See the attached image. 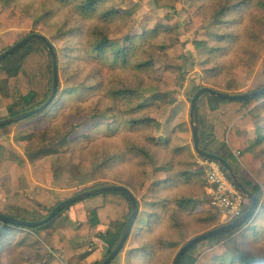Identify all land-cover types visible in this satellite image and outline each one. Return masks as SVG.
Here are the masks:
<instances>
[{
    "label": "rangeland",
    "instance_id": "obj_1",
    "mask_svg": "<svg viewBox=\"0 0 264 264\" xmlns=\"http://www.w3.org/2000/svg\"><path fill=\"white\" fill-rule=\"evenodd\" d=\"M0 2L23 9L33 18H42L33 30L46 35L56 46L61 81L57 99L49 110L0 128V200L6 214L38 220L59 200L85 189L111 184L127 186L140 202V214L129 240L111 264H174L177 252L189 239L229 222L222 216L213 219L206 208L205 203L210 201L205 190L206 173L198 162L201 156L186 148L190 145H184L190 123V97L197 85L237 93L264 86V0H107L104 8L115 7L126 13L112 20L100 19V15L85 19L55 0ZM151 10L156 17L174 20L147 23L148 30L158 27V35L147 43L141 39L136 42L138 55L132 64L117 66L102 77L95 73L93 65L85 63L86 41L91 32L101 28L116 46L129 45L126 37L145 32L140 23ZM194 20L200 25L189 33L185 25ZM61 27L65 31L71 28L72 32L62 38L57 34ZM30 32L13 29L1 33L0 53ZM21 53L14 56L13 63H17ZM167 57H181L183 91L175 103L160 107L153 95L163 89L160 79ZM137 60H148L150 64L135 68ZM73 83L82 88L66 93ZM118 87L136 89L139 94L115 100L109 91ZM6 89L0 81V117L8 115ZM184 99L188 103L185 102V109L181 103ZM139 103H144L145 108L134 110ZM105 113L116 119L104 118ZM141 115L156 121L147 126H131L128 121ZM48 127L59 131L56 140L66 134L70 140L63 152L29 161L27 151L36 149L34 140L27 147L22 141ZM252 135L248 138L251 152L264 160V140L257 141L255 131ZM205 140L210 149L219 148L208 138ZM135 145L146 146L152 157L139 155L132 148ZM14 147L20 148L18 151L29 165L22 163L20 157L13 158ZM238 152L233 151L239 157ZM14 160L17 164H10ZM47 163H51L53 171L51 184L46 180ZM234 165L242 172L241 161ZM188 170L190 177L179 175ZM243 173L250 176L246 170ZM170 178H176L175 182L159 185L150 200L144 199L145 181ZM183 199L191 200L182 203ZM102 203V196L88 197L63 210L52 225L37 231L12 228L0 248V264L101 262L108 246L99 235L118 231L117 222L91 227L85 237H72L57 226L66 222L74 229H84L93 208ZM248 225L251 228L242 245L237 234L243 228L220 239L218 246L225 247L227 255L219 264H230L232 258L242 254L250 259L264 257V212L260 209ZM62 243L68 244L67 250ZM212 244L200 243L195 254L206 252Z\"/></svg>",
    "mask_w": 264,
    "mask_h": 264
},
{
    "label": "trees",
    "instance_id": "obj_2",
    "mask_svg": "<svg viewBox=\"0 0 264 264\" xmlns=\"http://www.w3.org/2000/svg\"><path fill=\"white\" fill-rule=\"evenodd\" d=\"M55 1L61 5H64L65 7H71L75 13L81 15L85 19L90 18L92 15H100V19L112 20L113 17L118 14H126L122 11H119L115 7L104 8L107 0ZM228 8L229 6L225 7V10H227ZM40 19L42 18H33L29 16L28 13L23 9L11 8L7 3L0 2V34L13 29H28L31 30L30 33L35 32L33 29L38 25ZM151 20H155L157 21V23H168L173 21L174 19L156 17L155 12L152 10L145 13L140 23L141 28L144 29L145 32L143 31V33H137L136 35H128L126 39L127 41H130L129 45L122 44L116 46L107 35V33L102 31L101 28H96V30L94 32H91V34H89V36L87 37V57L84 58L85 63L88 66L93 65L95 68V73L98 75H102V77H106L105 75L107 74V71H110L117 66H127L129 64H132V59L137 57L138 55L137 52L139 47L137 43L139 42V39L147 43L158 35V27L149 30L146 29L147 23ZM199 25V21L194 20L186 24L185 28L190 33L194 31ZM69 32H72L71 28L68 31H65L64 27H61L57 34L58 36L64 38V36H66V34ZM95 35L96 37H94ZM92 37L94 38L92 39ZM18 41H16L15 43H17ZM70 49L71 45H69L68 47V50ZM19 53H21V56L17 60V63H13L14 56ZM67 56L68 51L65 55L66 59ZM149 64L150 61L148 60L134 61L135 68L147 67ZM181 74V57H167L163 74L160 79L163 89L158 93H154L153 95L160 107L165 106L168 103H175L177 101L179 95L183 91V86L180 79ZM0 81L2 82V85H6L8 89H6L7 92L4 93V101L7 107L8 115L0 117V120L40 107L48 100L53 89V57L48 49L47 44L42 40L33 39L19 48L17 51L0 61ZM202 87L203 86L201 85H197L193 93L195 94L196 91ZM60 88L61 81L59 80L58 93L60 91ZM81 88L82 86L80 84L73 83V85L66 90V93H76ZM137 94H139L138 90L129 87L111 88L109 91V95L115 100L122 98L125 99L130 97L131 95ZM57 96L53 103L44 112H46L53 106L57 99ZM193 96L190 97V101L192 100ZM262 100H264V95L244 100H228L205 93L198 100V118L196 120V123L199 128L200 145L202 146V148L224 157L230 162L232 166H234L235 172L240 175L245 187L259 197L261 201V210L264 212V160H262L260 156H252L249 149L239 141V138L247 135L248 128H262V125L264 124V116L253 114L250 111V109L255 104ZM141 107L145 108V104L139 103V105L135 107L134 110H139V108ZM102 116L104 118L116 119V116L110 117L106 113L102 114ZM155 121L156 119L151 116L141 115L139 117L131 118L128 122L131 126H147ZM109 128L114 130L113 125H109ZM228 131H230V135L227 138L226 135ZM58 134V130L48 127L37 131L31 136L26 137V139L22 141L23 145L25 147H27L28 145L31 146L30 140H34V144L36 147L34 151H30V149H28L27 156L29 158V161L36 162L52 154L63 152V146L67 144L70 139L68 137V134H66L56 140ZM208 137L210 139L212 138V141H224L223 146L218 150L210 149L209 146L205 144V139ZM262 139L264 140V135H262L261 140ZM226 146H229V149H227ZM132 148L136 150L139 155L147 157V159L152 157L150 150L146 146L135 145L132 146ZM177 149L182 150L183 147H177ZM234 150L241 151L239 157L235 156V154L233 153ZM239 161H241L247 167V169L252 173L253 177H245L240 173L239 169H237L234 165ZM224 170L227 172L225 168ZM179 175L188 178L191 175V170L182 172ZM46 180L50 184L53 182V171L51 169V163H47L46 165ZM164 180L165 179H159V182L148 180L145 181L142 185V188L145 191L144 199L150 200L152 198L153 192L157 187H159V185H166L171 182H175L176 178H170L168 180L166 179L167 181ZM92 188H96V186L89 189ZM93 196H102L103 203L93 208L89 223L86 224L84 229H74L70 227L66 222L59 224L57 228L60 230H66L67 234L72 237H85L89 235V230L91 227L98 226L100 224L108 225L112 221L117 222V224L119 225L118 231H108L105 234L99 235L100 239H102L108 246V253L105 257L106 259L121 239L125 225L132 214L133 208L130 199L121 191H104ZM190 200L191 199H183L181 201H183L182 203H189ZM62 201L63 200H59L58 202H56L55 205L50 207L49 212L46 215L39 217L40 219L38 218V220H41L48 216L49 213ZM80 201H77L76 203H79ZM250 203L251 201L248 198V202L246 204L244 212L249 209ZM74 204H71L70 206ZM138 204L140 206L139 200ZM205 205L206 208L212 212L213 219H220L221 211L219 208L213 206L211 203H205ZM70 206L66 207L64 210L68 209ZM3 207V201L0 200L1 213H5L3 211ZM59 215H57L48 223L37 227L14 225L0 219V248L4 243L3 241L7 240L6 237L12 233V228H28L33 231H37L38 228L52 225L53 221ZM10 216L20 219H26L18 215ZM250 220H252V218L246 220L243 223H240L234 229L223 232L219 235H215L195 244L183 255L180 264H219V262L223 260V258L227 255V249L225 247L218 246V242H220V239H224L229 234L233 233V231H235L236 229L243 228L237 234V240L242 245L243 238L246 235V232L251 228L250 225H248ZM204 241L212 242V247L206 252L196 255L194 251L196 250L197 246ZM62 248L67 250L68 244L62 243ZM104 260L94 263L84 261L80 264H101ZM230 264H264V257H252L250 259L242 254L240 255V258H232Z\"/></svg>",
    "mask_w": 264,
    "mask_h": 264
},
{
    "label": "water",
    "instance_id": "obj_3",
    "mask_svg": "<svg viewBox=\"0 0 264 264\" xmlns=\"http://www.w3.org/2000/svg\"><path fill=\"white\" fill-rule=\"evenodd\" d=\"M33 39H39V40L44 41L47 44L48 49H49V51L53 57V89H52L51 95L48 98V100L45 103H43L40 107L34 108L32 110H29V111H26L23 113H20L18 115H14V116H10V117L1 119L0 120V128L4 127L6 125L17 123V122L22 121L24 119H27L31 116H34V115H37V114L44 112L53 103V101L55 100V98L58 94V90H59V57H58V53L56 50V46L43 33L36 32V31L29 33L27 36H25L24 38L19 40L17 43L12 45L10 48H8L7 50L0 53V61L5 59L6 57H8L10 54L14 53L19 48H21L22 46H24L25 44H27L28 42H30ZM205 93H208L210 95H213V96L221 98V99L244 100V99H250V98H254L257 96L264 95V86L259 88V89L247 92V93H230V92L220 91V90L215 89V88L210 87V86H203L202 88H200L199 90L196 91V93L194 94V96L191 100V105H190L192 135H193V142H194V148H195L196 153L203 158H208V159L218 161L222 165V167L227 170V172L229 173V175L231 176L233 181L236 183V185L250 199L251 203H250L249 209L247 211H245L240 217H237L229 223H226V224L221 225L219 227H215L211 230H208L204 233H201V234L196 235V236L192 237L191 239H189L177 252L176 257L174 259V264H180L183 255L189 249H191L195 244H197V243H199L205 239L211 238L215 235H219L223 232L234 229L240 223H243L250 218L253 219L258 214L259 210L261 209V201H260L259 197L245 187L242 178L240 177V175H238L235 172V170H234L233 166L230 164V162L228 160H226L224 157H222V156H220L214 152H210V151L205 150L200 145L199 128H198V125L196 123V120L198 118L197 104H198L199 98ZM104 191H121V192H123L130 199L131 204H132V208H133L132 214L129 217V219L125 225L121 239L119 240L116 247L112 250V252L108 255V257L101 263V264H110L118 256V254L121 252V250L126 245L127 241L129 240V238L131 236L135 222H136V220L140 214V206L138 204V198L132 192V190L130 188H128L127 186L120 185V184H111V185H105V186L96 187V188H92L89 190L82 191V192L75 194V195L63 200L62 202H60L49 213L48 216H46L45 218H43L41 220L31 221V220H26V219H20V218L13 217V216L7 215L5 213H1V212H0V219L3 221H6L8 223L14 224V225H21V226H26V227L41 226V225H44V224L48 223L49 221H51L53 218H55L57 215H59L66 207L70 206L71 204H74L77 201L84 200L90 196L96 195V194H98L100 192H104Z\"/></svg>",
    "mask_w": 264,
    "mask_h": 264
},
{
    "label": "built area",
    "instance_id": "obj_4",
    "mask_svg": "<svg viewBox=\"0 0 264 264\" xmlns=\"http://www.w3.org/2000/svg\"><path fill=\"white\" fill-rule=\"evenodd\" d=\"M198 162L206 173L209 201L220 209L222 220L227 222L240 217L248 202L246 194L218 161L201 157Z\"/></svg>",
    "mask_w": 264,
    "mask_h": 264
},
{
    "label": "crops",
    "instance_id": "obj_5",
    "mask_svg": "<svg viewBox=\"0 0 264 264\" xmlns=\"http://www.w3.org/2000/svg\"><path fill=\"white\" fill-rule=\"evenodd\" d=\"M183 98V97H182ZM183 100V99H182ZM186 100L184 99V102L183 101H181V103H182V107H184V109L188 106L186 103ZM262 106H264V100H262V101H260V102H258L257 104H255L251 109H250V111L253 113V114H256V115H260V116H264V112H262V110H263V107ZM186 128H188V134H187V137H186V140H185V144L184 145H190V146H188V147H186V148H188L189 150H191L192 151V153L194 154V151H195V148H194V145H192V141H193V135H192V125H191V116H190V123L188 124V126L186 127ZM262 129H264V124L262 125ZM262 129L261 130H259V128H248L247 129V135L246 136H242L241 138H239V141H240V143L241 144H244V146L245 147H247L248 149H249V151H250V154L252 155V156H259V154H257V155H255V154H253L252 152H251V148L249 147V145H248V138H249V136H250V138L251 137H253V132L255 131L256 133H257V135H256V137H257V141H261V137H262V135H264L263 133H262ZM184 131H187V129H184ZM229 135H230V131H228L227 132V138L229 137ZM212 139V138H211ZM209 137H208V142H212V145L214 144L215 146H218L219 148H221L222 146H223V144H224V141H219V140H211ZM263 140V139H262ZM0 144H3V142H1L0 141ZM218 148V149H219ZM217 149V150H218ZM18 150H20V148H16V147H14V152L16 153V155H15V153H14V155L12 154V156H13V158H15V157H20L21 159L20 160H22V163H24V164H28L29 165V162H28V160L25 158V157H22V155H21V153L18 151ZM213 150V149H212ZM235 151V150H234ZM237 152L239 151V150H236ZM0 153H1V149H0ZM239 154H241V151H239L238 152ZM4 154L6 155V156H8V154H7V151H5L4 152ZM11 156V157H12ZM236 157H238L237 155H235ZM16 161L17 160H14L13 162H10V164H17L16 163ZM9 163H8V165H10ZM233 168H234V166H233ZM240 168H242L241 170H242V172L240 171V173L243 175V176H245V177H253L252 176V173L247 169V167L241 162V167ZM243 170H246L247 171V173L250 175V176H246V175H244V173H243ZM205 190H206V186H205Z\"/></svg>",
    "mask_w": 264,
    "mask_h": 264
}]
</instances>
